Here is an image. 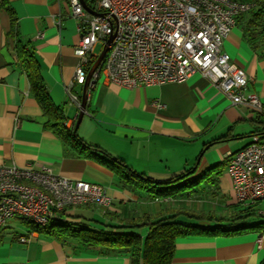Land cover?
<instances>
[{"label": "crops", "instance_id": "crops-1", "mask_svg": "<svg viewBox=\"0 0 264 264\" xmlns=\"http://www.w3.org/2000/svg\"><path fill=\"white\" fill-rule=\"evenodd\" d=\"M238 1L256 5L257 0ZM8 3L13 16L0 8V164L45 165L69 179L101 184L113 204L94 210L112 214L117 221L186 208L217 217H239L235 227L259 224L242 234L181 238L172 264H264V221L259 214L264 211V201L254 206L258 221L249 223L244 213L247 206L238 203L227 166L222 174L214 176V185L204 184L207 199L197 194L177 199V205L164 204L174 200L152 201L124 187L108 167L97 160L76 157L45 128L47 117L31 94L28 76L19 64L16 41L8 35L12 20L17 19L20 39L34 49L52 102L64 107L69 128L79 118L77 108L68 104V89L73 84V91L82 100L84 85L74 82L80 64L75 51L87 25L83 23L79 28L69 0ZM254 24L250 15L240 16L222 51L231 64L246 72L250 79L246 91L258 95L264 106V55L260 53L264 50V34L250 37ZM100 44L96 45L93 60L99 57ZM78 134L154 180L165 181L196 169L193 179L219 164L227 165L231 154L247 147L254 135L264 134V112L233 105L201 73L184 82L134 89L110 84L102 77L88 93ZM225 136L229 138L216 142ZM194 198L204 206L206 202L207 207L186 205L187 201L196 202ZM211 224V228L220 225ZM22 238L29 241L23 243ZM0 264H131V259L127 253L103 254L73 240L61 241L31 232L17 218L0 231Z\"/></svg>", "mask_w": 264, "mask_h": 264}, {"label": "built area", "instance_id": "built-area-1", "mask_svg": "<svg viewBox=\"0 0 264 264\" xmlns=\"http://www.w3.org/2000/svg\"><path fill=\"white\" fill-rule=\"evenodd\" d=\"M94 1L98 15L85 11L80 0H69L79 28L87 25L75 51L80 59L76 84H86L96 45L105 46L114 36L93 73L88 93L102 77L110 84L134 89L184 82L201 73L233 105L264 112L260 97L246 91L250 80L246 72L231 64L222 51L239 17L251 12L255 4L238 0ZM73 88L72 84L68 89V104L77 108V119L81 100ZM227 161L238 203L254 206L263 202L264 134L254 135L247 147ZM112 204L101 184L69 179L45 165L0 164V231L17 218L46 226L69 209L85 205L109 208ZM259 214L264 221V211ZM258 244L262 245V236Z\"/></svg>", "mask_w": 264, "mask_h": 264}, {"label": "trees", "instance_id": "trees-1", "mask_svg": "<svg viewBox=\"0 0 264 264\" xmlns=\"http://www.w3.org/2000/svg\"><path fill=\"white\" fill-rule=\"evenodd\" d=\"M85 1L93 9L95 1ZM255 3L256 7L247 13L255 22L251 28L250 37L264 34V0H257ZM0 8H6L13 16L8 0H0ZM8 35L16 41L19 64L28 76L31 94L47 117L45 128L53 132L64 143L67 150L72 151L76 157L97 160L108 167L124 187L138 194H144L152 201L188 199L204 191L206 188L204 184L214 185L216 182L214 176H219L226 169L227 165L223 163L193 179L192 176L196 173V169L186 170L165 181H157L146 174L136 172L124 160L111 156L101 147L87 143L80 138L78 131L75 132L76 125L71 128L67 127L64 107H58L52 102L35 51L29 43L20 39L17 32V19L12 20ZM260 53L263 56L264 50H260ZM95 61L96 59L90 63L89 67L93 66ZM228 138L225 136L216 142H223ZM254 206L245 207L246 218L256 214ZM76 208L85 209L84 214L71 215L68 213L71 210L69 209L61 214L59 219L51 221L46 226H38L28 220H24L25 225L31 232L61 241L73 240L100 250L103 254L127 253L130 255L131 264H172L177 241L181 238L236 235L255 230L259 225L235 227L234 224L239 217H217L186 208H173L155 216L144 215L126 218L122 221L113 220L112 214L96 213L94 210L95 208L103 210L107 208L96 205ZM97 216L100 217L97 218ZM183 218L188 220H183ZM213 222L220 225L211 228L209 224ZM263 230L264 226H262Z\"/></svg>", "mask_w": 264, "mask_h": 264}, {"label": "water", "instance_id": "water-1", "mask_svg": "<svg viewBox=\"0 0 264 264\" xmlns=\"http://www.w3.org/2000/svg\"><path fill=\"white\" fill-rule=\"evenodd\" d=\"M83 7H84V10L93 14V15H98L88 4L85 0H80ZM113 38L114 36H111L106 45L103 47L102 49V52L100 53L99 57L97 58V60L95 61V63L93 64V66L91 67L90 71H89V74H88V77H87V81H86V84L84 85V89H83V95H82V100H81V111H80V114H79V118H78V121L76 123V127H75V132L78 131L82 121H83V118L85 116V112H86V109H87V105H88V88H89V84L91 82V79H92V76H93V73L97 70V68L100 66V64L102 63V61L104 60L105 56L107 55V52H108V48L110 46V44L112 43L113 41Z\"/></svg>", "mask_w": 264, "mask_h": 264}, {"label": "rangeland", "instance_id": "rangeland-1", "mask_svg": "<svg viewBox=\"0 0 264 264\" xmlns=\"http://www.w3.org/2000/svg\"><path fill=\"white\" fill-rule=\"evenodd\" d=\"M103 45L102 44H100L99 45V47H98V51H99V55H100V53H101V51H102V49H103ZM80 135H81V133H80ZM207 187L204 189L205 191H201L200 193H199V197H203V199H207L208 197V195L209 194H205V192H207ZM204 194V195H203ZM207 195V196H206ZM193 200H191V201H187L186 202V205H191L192 207H194V208H199L200 206H201V209H203V207H207L206 205H208V204H206V202H205V206H204V203H201L200 202V200L198 199V198H194V201H196V202H192ZM164 202V204H171V205H177V202H176V200H174V201H168V202H166V201H163ZM198 202H200V203H198ZM262 203V202H261ZM185 204V203H184ZM183 204V202H181V205H184ZM260 204V203H259ZM161 205V204H160ZM188 207V206H187ZM190 207V206H189ZM256 208H258V206H256ZM207 209V208H206ZM257 210H260L259 208L257 209ZM262 210V209H261ZM84 212V210L82 209V208H73V209H71V210H69V214H71V215H75V214H84L83 213ZM254 215H256V214H254ZM98 217H100V216H97V218ZM258 219L259 218H257L256 216H250V217H248V221H249V223H253V222H257L258 221ZM183 220H188V219H186V218H183ZM18 222H20L21 224H23L25 221H24V219H22V218H18ZM196 222V221H195ZM205 223V222H204ZM204 223H200V224H203V225H205ZM211 226H216V225H214L213 223L211 224Z\"/></svg>", "mask_w": 264, "mask_h": 264}]
</instances>
